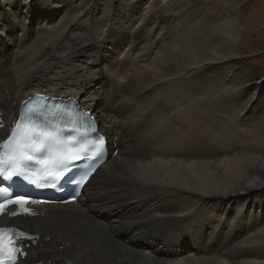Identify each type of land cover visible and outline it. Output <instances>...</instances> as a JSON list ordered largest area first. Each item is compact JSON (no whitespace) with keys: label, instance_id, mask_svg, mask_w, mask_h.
I'll return each instance as SVG.
<instances>
[{"label":"bare ground","instance_id":"6f19581e","mask_svg":"<svg viewBox=\"0 0 264 264\" xmlns=\"http://www.w3.org/2000/svg\"><path fill=\"white\" fill-rule=\"evenodd\" d=\"M213 1L0 0V138L63 93L115 144L77 202L0 214L44 240L23 264H264V71L240 76L241 7Z\"/></svg>","mask_w":264,"mask_h":264},{"label":"snow or ice","instance_id":"6c2138e0","mask_svg":"<svg viewBox=\"0 0 264 264\" xmlns=\"http://www.w3.org/2000/svg\"><path fill=\"white\" fill-rule=\"evenodd\" d=\"M27 113H35L36 115H27L26 119L22 118L15 122L10 138L3 145L6 151L0 152V184L13 182L15 178L35 184L38 187L56 188L59 182L65 178L66 173L70 171V165L86 158L89 146L86 143L63 138L59 129L39 118L40 114L36 109L27 108ZM103 143L101 137H96L90 147L93 150H99ZM37 165L39 168L30 175L29 168L35 169ZM94 171L95 168L84 170L78 179L75 177L68 178V183L75 186L71 195V202H75L76 197L80 194L79 189L84 187ZM38 173L40 175L39 181L33 179ZM10 186L3 187L2 191L7 193ZM41 202L44 201L30 200L25 195L17 194L7 200L0 199V214L5 213L9 205H17L23 214L36 215L25 205ZM19 214L14 211L10 212L11 216ZM17 236L31 239V237H26L24 232L0 227V264H5L4 256H7V264H15L16 256L22 254L17 244Z\"/></svg>","mask_w":264,"mask_h":264},{"label":"rangeland","instance_id":"374dc122","mask_svg":"<svg viewBox=\"0 0 264 264\" xmlns=\"http://www.w3.org/2000/svg\"><path fill=\"white\" fill-rule=\"evenodd\" d=\"M225 0H214V4L223 3L224 7L221 8V11H227L228 5L226 6ZM236 2L241 7L242 13V27L244 28V42L242 44L243 57H247V61H243V64L246 66L244 69L239 68L240 76L245 75V73H250L253 75H259L264 71V0H228V3ZM227 3V4H228ZM247 19V20H246ZM249 43V44H248ZM248 44V45H247ZM247 69V70H246ZM264 88V84L262 85ZM113 142V141H112ZM190 231V229L188 227ZM187 235V240L193 246H197L200 243V237L194 235L190 240V233H184ZM183 234V235H184ZM181 239V238H180ZM179 239V246L188 247L184 239ZM225 246H231L232 240H224ZM228 243V244H227ZM184 244V245H183ZM207 245H210L211 248L206 250L207 253L217 255L218 249L214 246L212 242H208ZM228 245V246H227ZM172 248V247H169ZM215 251V252H214ZM169 253L170 250L164 248L163 254ZM210 256V255H208Z\"/></svg>","mask_w":264,"mask_h":264}]
</instances>
